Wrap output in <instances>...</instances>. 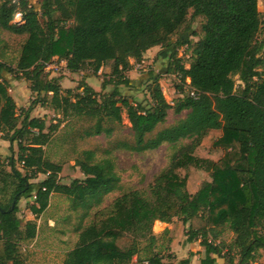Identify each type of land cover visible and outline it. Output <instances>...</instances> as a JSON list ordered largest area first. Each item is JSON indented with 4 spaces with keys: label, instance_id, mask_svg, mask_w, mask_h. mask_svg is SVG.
<instances>
[{
    "label": "trees",
    "instance_id": "trees-1",
    "mask_svg": "<svg viewBox=\"0 0 264 264\" xmlns=\"http://www.w3.org/2000/svg\"><path fill=\"white\" fill-rule=\"evenodd\" d=\"M189 11L192 18L204 19L202 36L193 45L185 40L171 43L170 37L183 26ZM16 14L22 23L10 24ZM263 25L257 0H41L38 8L29 0H0V31L26 36L14 67L0 60V139L10 149L14 143L17 146L16 158L10 157L6 166L0 153V197H7L0 201V264H25L20 245L36 236L35 222L22 226L17 217L21 199L34 200L37 219L52 194L63 195L73 210L83 211L82 222L120 186L112 159H98L94 151H83L73 166L47 160L44 147L59 123L46 125L43 119L31 117L37 105L65 119L93 121L85 137H111L124 111L132 142H119L116 148L130 152L190 141L156 176L150 199L136 191L123 194L104 218L86 227L79 225L78 243L66 253L63 264H173L164 262L170 258L164 252L169 251L171 238L167 244H157L152 225L170 224L174 218L188 225L186 243L200 239L204 257L199 264H218L222 247L214 242L224 229L234 233L237 264H252L260 251L264 254V41H256ZM185 45L191 49L187 69L176 56ZM154 47L173 50L167 72L181 75L179 93L189 79V91L172 106L163 97L161 77L153 71L145 80L148 99L130 102L119 89L131 86L125 75L131 70L129 59L140 64ZM55 57L73 74L88 66L96 75L112 63L110 78L101 85L104 90L110 84L112 90L99 97L84 81L74 89H62L60 77L44 76ZM5 75L28 82L36 95L19 114ZM234 76L241 82L238 92ZM169 110L186 116L151 136L165 123ZM212 130L221 132L212 145L223 156L211 165V182L204 195H192L186 176L177 171L198 167L193 151ZM66 168L73 172L78 168L83 179L62 184ZM38 174L45 178L31 183ZM169 233L165 229L163 236ZM190 256L177 264H190Z\"/></svg>",
    "mask_w": 264,
    "mask_h": 264
},
{
    "label": "rangeland",
    "instance_id": "rangeland-1",
    "mask_svg": "<svg viewBox=\"0 0 264 264\" xmlns=\"http://www.w3.org/2000/svg\"><path fill=\"white\" fill-rule=\"evenodd\" d=\"M40 2L41 0H29V3L35 8L39 7ZM257 7L261 19L264 20V0H257ZM203 22L204 19L202 17L192 18L191 11H189L185 23L170 37V42L174 44L178 40H185L193 45L202 36L201 26ZM13 23H22L19 14L13 16L10 24ZM70 25L71 23L69 22L65 27ZM25 38V35H14L1 30L0 60L14 67ZM256 41H264V25L258 32ZM172 51V49L166 50L154 47L143 55V61L140 64H136L133 59H129L131 70L125 75L132 83L129 88L119 87L121 95L130 102L148 99L145 80L149 71H153L154 74L161 77L159 85L163 97L171 106L183 95H186L189 91V79H185L183 93H179L176 86L180 83L181 75L167 72ZM176 56L181 60L183 69H187L191 61V49H187V45L182 46L176 50ZM50 65L52 67L46 69ZM111 66L112 63L104 65L96 75L92 74L88 66L85 67L84 71L73 74L66 69L64 61H59L55 57L51 59L44 69V76L46 79L60 77L59 83L62 89H74L81 81H84L101 97V95L109 93L113 87L109 84L104 90L101 89L102 83H107L110 78ZM5 78L10 84L8 92L16 104L17 114H19L20 110L27 109L30 106L31 102L36 99V95L30 91L28 82L24 80L15 81L9 75H5ZM233 81L234 89L238 92L241 86L238 76H234ZM30 116L43 119L46 125L59 123L51 141L44 147L47 160L55 164L73 166L74 161L81 158L83 151H94L98 159L105 157L112 159L116 172L120 177V186L117 191L105 196L103 202L93 208L89 216L82 222L80 217L83 211L81 209L73 210L71 201L63 195L52 194L48 208L37 219H35L37 206L34 204V200L32 198L28 200L21 199L18 203L19 211L17 217L20 219L22 226L26 222H35L37 228L35 238L31 241L22 242L20 245V254L25 264H63L66 253L78 243V232L76 229L79 225L86 227L93 221L104 218L111 210L113 201L123 194L136 191L150 199V187L156 176L169 167L173 156L177 154L182 146L190 143L189 140H183L175 146L163 144L156 150L144 153L118 149L116 148L117 143L132 142V131L124 111L121 114V123L113 126V134L109 138L104 135L85 137L84 131L93 124V121L86 118L68 117L65 119L49 108L39 105L33 108ZM185 116L186 112L175 115L172 110H169L165 123L157 126L151 136L164 128L176 124L179 120L184 119ZM220 135L221 132L219 130L209 131L202 139L200 145L194 149L193 156L199 160L197 168L189 167L177 171L181 177L186 176V188L192 195H204V188L211 182V165L223 156L222 150L212 145ZM9 147L8 142L0 139V151L5 166L8 164L10 157L15 159L17 155L16 144L14 143L11 149ZM16 167L23 173L20 166L17 165ZM65 175H67L66 178L60 181L62 184H69L72 179H83L78 168L74 172L66 168ZM44 178L43 174H38L30 182L37 183ZM6 200L7 197H0V201L5 202ZM165 229H168L170 233L163 236ZM187 231L188 225H182L177 218L172 219L170 224L158 221L153 223L152 233L158 238L157 244H167L169 238H171L169 251L164 252V256L170 255V258H166L164 262L169 260L173 264H177L180 257L189 256L185 250L186 247L190 248V253L201 248L200 239L190 244L186 243ZM233 238L234 233L224 229L222 235L215 240L214 243L222 247V253L220 257H217L218 264H237L236 251L232 248ZM173 243H175L174 251L177 254L171 249ZM197 253L203 257V248ZM230 258L233 259L232 263L229 262ZM252 264H264L262 251L259 252V256Z\"/></svg>",
    "mask_w": 264,
    "mask_h": 264
},
{
    "label": "crops",
    "instance_id": "crops-1",
    "mask_svg": "<svg viewBox=\"0 0 264 264\" xmlns=\"http://www.w3.org/2000/svg\"><path fill=\"white\" fill-rule=\"evenodd\" d=\"M0 153H1V151H0ZM2 154V153H1ZM174 244L175 243H173L172 245H171V249L173 250V252H175V254H177V252L176 251H174L175 250V247H174ZM187 244H190V243H187ZM202 248V247H201ZM201 248L200 249H197L196 251H194L193 253H190V248L189 247H186V252L190 255V254H192V256H190V264H199V261L204 257H202V256H200V254H198L197 252H200L201 251ZM189 257V256H188ZM188 257H184V256H182V257H180L179 258V261L180 260H183V259H187Z\"/></svg>",
    "mask_w": 264,
    "mask_h": 264
},
{
    "label": "built area",
    "instance_id": "built-area-1",
    "mask_svg": "<svg viewBox=\"0 0 264 264\" xmlns=\"http://www.w3.org/2000/svg\"><path fill=\"white\" fill-rule=\"evenodd\" d=\"M20 15V14H19ZM48 65V64H47ZM47 65H46V67H47ZM45 67V68H46ZM52 67V65H50V66H48L46 69H48V68H51ZM190 94H191V96H194V91L192 90L191 92H190Z\"/></svg>",
    "mask_w": 264,
    "mask_h": 264
},
{
    "label": "water",
    "instance_id": "water-1",
    "mask_svg": "<svg viewBox=\"0 0 264 264\" xmlns=\"http://www.w3.org/2000/svg\"><path fill=\"white\" fill-rule=\"evenodd\" d=\"M13 206H14V202L12 203V206H11V208H13Z\"/></svg>",
    "mask_w": 264,
    "mask_h": 264
}]
</instances>
